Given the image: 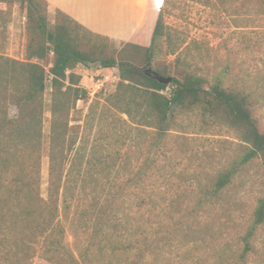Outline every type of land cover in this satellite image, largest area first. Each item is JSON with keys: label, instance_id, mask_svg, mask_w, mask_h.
<instances>
[{"label": "trees", "instance_id": "16d2710c", "mask_svg": "<svg viewBox=\"0 0 264 264\" xmlns=\"http://www.w3.org/2000/svg\"><path fill=\"white\" fill-rule=\"evenodd\" d=\"M20 1L27 16L25 59L0 55V264H32L35 258L48 264H177L172 257L176 250L201 241V236L212 241L210 235H199L202 217L244 167L256 160L264 166V130L253 116L251 96L182 61V41L166 23L170 0L158 8L148 46L121 42L119 50L109 38L90 32L58 9L49 21L46 0ZM171 56L174 59L168 63ZM90 64L118 71L116 89L105 106L149 129L141 163L128 177L138 189L134 211L127 204L132 188L122 182L90 187L94 169L105 171L107 158L97 149L96 139L90 145L80 135V126L70 124L76 103L87 99L75 69ZM154 75L171 81L163 85ZM47 76L50 121L43 197L40 167ZM183 112L196 113L212 126L232 132L244 147L210 185L198 189L193 202L176 209L174 203L157 200L142 183L157 170L154 154L167 149L175 115ZM88 194L91 199L80 207L78 219L89 235L77 259L65 244L61 216ZM262 227L264 195L256 198L233 250L222 251L216 264H252ZM89 256L91 262L85 259Z\"/></svg>", "mask_w": 264, "mask_h": 264}, {"label": "rangeland", "instance_id": "374dc122", "mask_svg": "<svg viewBox=\"0 0 264 264\" xmlns=\"http://www.w3.org/2000/svg\"><path fill=\"white\" fill-rule=\"evenodd\" d=\"M47 1V0H46ZM140 0L138 5L142 6ZM157 16L163 0H152ZM166 23L182 41L179 56L199 73L208 78L218 77L226 85L242 90L251 96L253 116L264 130V3L256 0H170ZM55 10L47 7L48 20L52 22ZM27 16L20 0L0 2V55L23 61L27 44ZM116 50L121 42L111 40ZM174 56L166 61L171 63ZM49 65L45 66L47 69ZM81 80L79 87L87 92V99L76 103L71 115V125H79L80 135L98 141L97 149L106 156L104 167L95 168L90 187L104 186L120 181L131 187L132 211L137 208L136 182L129 180L141 163L144 145L150 141L149 129L143 130L105 106V100L114 93L118 83L116 68L101 69L97 64L77 66ZM50 85L45 84L43 96V152L40 167V192L47 191L48 136H49ZM10 115L14 110L10 109ZM174 130L167 139V149L156 152L157 170L144 184L165 204L175 208L191 203L198 189L210 185L217 172L239 155L243 145L232 132L212 126L193 112L177 113ZM89 192V191H88ZM264 195V166L254 161L244 167L229 188L214 201V205L201 219L199 235H210L212 241L201 236L190 246L173 253L177 264H216L223 251L234 248L235 237L245 225L255 200ZM90 194L80 199L78 205L61 216L65 229V244L78 259L87 245L89 232L78 216L83 203L87 205ZM84 200V202H83ZM228 242V247L224 246ZM255 246L258 254L252 264H264V227L257 233ZM224 255V254H223ZM88 262L92 257L85 258ZM85 261V260H84ZM32 264H48L35 258Z\"/></svg>", "mask_w": 264, "mask_h": 264}, {"label": "crops", "instance_id": "0c3cea01", "mask_svg": "<svg viewBox=\"0 0 264 264\" xmlns=\"http://www.w3.org/2000/svg\"><path fill=\"white\" fill-rule=\"evenodd\" d=\"M47 0L90 32L115 42L148 46L156 19L152 0Z\"/></svg>", "mask_w": 264, "mask_h": 264}, {"label": "water", "instance_id": "95a60500", "mask_svg": "<svg viewBox=\"0 0 264 264\" xmlns=\"http://www.w3.org/2000/svg\"><path fill=\"white\" fill-rule=\"evenodd\" d=\"M99 66H100V64H99ZM154 79L157 82H159V83H161L163 85H168L170 83V81H171V77L163 78V77H159V76H156V75H154Z\"/></svg>", "mask_w": 264, "mask_h": 264}, {"label": "built area", "instance_id": "2783aa9c", "mask_svg": "<svg viewBox=\"0 0 264 264\" xmlns=\"http://www.w3.org/2000/svg\"><path fill=\"white\" fill-rule=\"evenodd\" d=\"M51 77L50 76H47L46 80H45V83H49Z\"/></svg>", "mask_w": 264, "mask_h": 264}]
</instances>
